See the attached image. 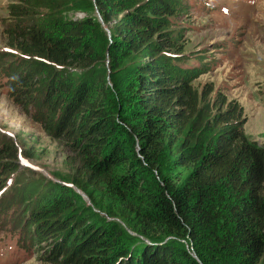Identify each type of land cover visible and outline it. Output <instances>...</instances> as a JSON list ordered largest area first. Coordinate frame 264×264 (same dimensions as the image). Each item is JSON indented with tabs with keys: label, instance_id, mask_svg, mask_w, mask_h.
Here are the masks:
<instances>
[{
	"label": "trees",
	"instance_id": "obj_1",
	"mask_svg": "<svg viewBox=\"0 0 264 264\" xmlns=\"http://www.w3.org/2000/svg\"><path fill=\"white\" fill-rule=\"evenodd\" d=\"M179 3L20 0L10 5L16 19L11 45L54 64L22 59L27 70L12 76V90L28 86L34 68L47 71L41 116L43 121L55 117L53 133L68 149L70 181L91 200L51 181L43 192L35 190L37 181L19 170V145L11 140L0 147V188L17 172L13 185H22L20 201L39 194L46 201L29 208L28 217L16 218L36 226L28 230L30 239L34 242L36 233L40 246L49 245V264H258L264 255V146L245 135L238 104L215 112L208 99L213 87L199 92L177 74L172 53L181 46L168 27ZM79 8L91 17H61ZM95 8L105 24L115 19L112 40ZM44 9L62 21L53 37L36 24L23 26ZM97 35L104 40L96 42ZM123 71L128 78L120 86L117 74ZM131 99L136 106L126 116ZM11 201L21 203L10 200L1 209L8 212ZM95 208L157 242L131 250L124 225ZM162 235L177 239L158 242Z\"/></svg>",
	"mask_w": 264,
	"mask_h": 264
},
{
	"label": "rangeland",
	"instance_id": "obj_2",
	"mask_svg": "<svg viewBox=\"0 0 264 264\" xmlns=\"http://www.w3.org/2000/svg\"><path fill=\"white\" fill-rule=\"evenodd\" d=\"M179 1L176 12L170 17L171 25L168 27L181 46L180 50L172 53L175 56L173 63L177 70H181L177 71V74H184L199 92L205 87L207 89L209 86L213 87L208 99L215 112L226 111L231 105L238 104L242 112L241 124L245 135L264 146V0ZM19 2L20 0H0V147L11 140L19 145L22 152L18 161L19 170L28 172L33 178L31 182L37 181L35 190L43 192L45 182L61 183L72 187L80 193L84 201L91 204L88 195L70 181L72 169L65 163L68 149L54 137L53 133L55 117L51 115L48 121L47 119L43 121L40 113L45 111L42 101L46 94L45 80L49 79L47 71L39 72L34 68L30 84L12 90L10 80L12 76L15 73H25L27 70L28 63H24L23 60L28 62L35 59L54 65L43 58L25 55L11 45L13 39L10 31L15 27L16 19L10 13V5ZM93 14L96 20L102 23L106 37L112 40L115 19L105 24L97 8ZM62 16L84 20L91 17V13L79 8ZM37 18L34 22H25L23 26L36 24L52 37L61 32L62 21L59 20V16L44 9ZM94 38L96 42L104 40L101 35ZM201 69L204 71L198 75L197 72ZM79 70L82 69L72 68L69 71ZM127 75V71L117 74L120 86H125L126 81L123 80H127ZM109 83L113 87V83ZM133 96L131 95L132 98ZM135 106L136 101L131 99V105L126 107L124 115L130 114ZM169 159L170 156L167 160ZM16 174L17 172L10 174L4 186L0 188V264L12 262L49 264L47 262L49 245L40 246L36 233L34 242L30 239L28 230L36 226L31 225L26 219L20 222L16 218V215L28 217L31 212L27 211L29 208L43 206L46 201H41L39 194L21 202L22 185L20 182L16 183L20 189L13 185ZM10 200L21 203L11 201L9 207L12 208L8 212L1 209V206ZM94 211L108 220L115 219L124 225L132 237H128L125 244L131 250L143 247V243L152 245L157 242L150 237L141 238L120 218H111L97 208ZM29 220L34 222L35 218L32 216ZM22 223L25 225L21 226ZM162 237L158 242L177 239L174 235ZM181 242L188 246L185 239ZM190 249H193V246ZM194 257L199 260L198 255ZM258 264H264V255Z\"/></svg>",
	"mask_w": 264,
	"mask_h": 264
},
{
	"label": "water",
	"instance_id": "obj_3",
	"mask_svg": "<svg viewBox=\"0 0 264 264\" xmlns=\"http://www.w3.org/2000/svg\"><path fill=\"white\" fill-rule=\"evenodd\" d=\"M195 253H193V256H197L196 254L194 255Z\"/></svg>",
	"mask_w": 264,
	"mask_h": 264
}]
</instances>
